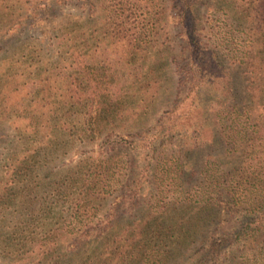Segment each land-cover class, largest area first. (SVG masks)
I'll return each mask as SVG.
<instances>
[{
  "label": "trees",
  "instance_id": "obj_1",
  "mask_svg": "<svg viewBox=\"0 0 264 264\" xmlns=\"http://www.w3.org/2000/svg\"><path fill=\"white\" fill-rule=\"evenodd\" d=\"M64 1L0 0L1 40L24 32L27 23L40 14L39 8L54 34L51 62L42 58L40 49L23 61H16L10 51L0 57V119L6 118L14 135L25 141L28 160L35 157L36 142L58 145L65 135L79 142L100 136L104 129L114 127V116L136 109L130 100L143 102L163 88L161 74L150 64L161 48L158 32H153L157 20L136 14L144 0H99L97 8L103 16L97 15L89 25L79 14L48 15L61 10ZM167 1L179 9L176 25L188 42L189 85L183 101L189 99L195 104L192 109L200 113L196 142L179 148L173 162L156 157L162 146L157 138L134 140L128 146L126 141L118 143L134 153L129 170L124 167L131 187L121 200L138 204L140 212L126 221H111L102 241L88 242L94 238L89 236L100 230L86 229L89 240L78 251L65 252L58 247L83 229L58 224L47 237L35 241L30 251L22 252L24 246L18 245L12 254L14 264H264V0H217L220 17L210 33L214 42L225 46L227 60L245 76L249 96L245 107L233 103L230 74L213 48L201 47L194 38L198 30L196 0ZM147 3L151 11L161 7L154 0ZM147 25L150 30H146ZM88 41L93 45L91 51L86 47ZM160 44L164 48L159 51L167 52L165 42ZM158 60L165 61L164 57ZM26 62L34 65L27 76L29 81L22 84L27 74L16 66ZM24 86H29L25 97L11 102L12 93ZM204 144L212 150L194 174L208 184L200 182L197 195L192 197L184 190L174 201L162 197L159 187L163 188V181L155 173L170 172L172 185L181 188L180 175L194 170L189 156L196 155ZM5 158L12 175L25 162L15 151ZM95 161L85 165L89 173L83 187L88 199L101 194L99 200L105 201L115 190L111 182L118 186L122 181V173L115 178L114 170L122 169L110 159L101 162V167ZM16 179L12 176L11 183L0 186V201L15 191ZM155 184L156 193H152L150 188ZM209 192L213 196H206ZM219 198L226 200L225 206L229 204L226 210L232 218L220 222L214 233L196 227L191 254L178 258L176 254L182 255L193 241H188V234L187 238L179 236L178 225L168 214L182 203L194 209L197 224L204 225L220 212L221 207L213 203ZM72 214L74 217L75 212ZM62 219L60 215L58 221Z\"/></svg>",
  "mask_w": 264,
  "mask_h": 264
},
{
  "label": "rangeland",
  "instance_id": "obj_2",
  "mask_svg": "<svg viewBox=\"0 0 264 264\" xmlns=\"http://www.w3.org/2000/svg\"><path fill=\"white\" fill-rule=\"evenodd\" d=\"M154 1L156 5L161 7L151 11L147 3L148 0H144L140 2V8L136 14L146 20H157L153 32H158L161 48H157L158 51H155L153 61L150 64L161 74L163 88L158 91L156 96L143 102L130 100V105L136 109L133 112L114 116L112 123L114 127L110 130L109 128L104 129L103 133L96 138L79 142L75 138L65 135L60 138L62 144L58 145L36 142L37 149H35V157L32 160L25 159L27 154L25 141L14 135L6 118L0 119V186L4 187L5 184L11 183L12 176L17 178L14 185L15 191L6 193L4 199L0 201V264H14L12 254L18 245L24 246L21 249L22 252L30 251L31 247L35 245V241L47 237L50 230L58 224H65L74 229H83L58 247L65 252L68 250L78 251L85 247V242L89 240V237L94 238L88 242L104 240L107 227L111 221H115L116 218L126 221V219L136 216L140 212L138 204H127L121 200L123 196L129 194L128 190L131 187L130 181H127L129 179L127 170H129V162L134 159V153L128 148L120 147L118 143L123 144L126 141V146H128V143L134 140L143 139V141L149 142L157 138V144H162V146L157 149L156 157L173 162V157H176L179 148L193 145L196 142V129L200 113L192 109L195 104H192L189 99L183 101L189 85L186 73L189 68V59L187 58L189 49L187 48L186 36L180 32L176 25L179 9L175 7L174 3H168L167 0ZM195 2L198 30L196 31L197 34H194V38H197L201 47L203 44L213 48L219 62L230 74L234 89L235 100L233 103L238 104L239 107H245L249 104L245 76L237 65L227 60L225 46L219 41L214 42V37L210 34L215 29L220 17V13L216 12L217 0H196ZM98 5H100L99 0H65L61 4L63 7L61 10L50 11L48 15L79 14L89 25L94 18L103 16V13L97 8ZM150 11L151 15L149 16ZM38 14L36 18L27 23L24 32L6 40L0 38V57L6 51H10L16 61H23L30 52H36L37 49H40L39 54L42 55L43 59L48 62L53 60L55 54L54 34L50 26L47 25V18L40 8ZM146 30H150L149 25L146 26ZM102 31L101 29L100 32ZM160 41H164L166 46L165 51L167 52L163 54L161 51L164 47L161 46ZM30 47L32 48L30 49ZM86 47L88 51H91L92 42H86ZM206 52H202L199 57L202 58ZM160 57H164L165 61L160 63L158 60ZM29 63L16 66L18 71H25L27 74L22 79V84L29 81L27 76L34 65L28 66ZM160 68H162L161 71ZM28 88L29 86L20 87L17 92L12 93L13 96L10 97V101L18 102L19 98H24ZM176 104L177 106L174 108ZM10 112L13 115L11 109ZM78 114L81 116L83 113L78 112ZM203 138L207 137L204 135ZM211 150L210 145L204 144L198 149L196 155L189 156L188 161L194 165V170L184 171L180 175V187L183 189L172 185L170 172L155 173L163 181V188L159 187L161 196L174 201L172 199L181 195L183 190L187 191V195L191 197L197 195L199 183L208 184V181H204L197 175V170L203 163L205 155L209 154ZM13 151L22 160L25 159L24 164L16 171V175L8 173L5 158L9 152ZM94 159L99 167L103 166L101 162L110 159L111 162L115 163V167L118 165L122 169L121 172L117 169L114 170L115 178L119 177L118 173H122V181L118 186L111 182V187L115 190L105 201L99 200L101 194L99 197L88 199L83 187L87 173H89L85 165L87 167L92 165ZM124 167L127 170H124ZM195 170L197 174H194ZM106 183H108L107 180ZM158 184L151 185L150 191L152 193H156ZM204 189L207 190L206 185H204ZM94 191L97 192L96 186ZM209 195L213 196L210 192L206 194V196ZM225 201V199L221 200L220 198L216 202L213 200L217 208L221 207L220 212L204 225L201 222L197 224L195 210L185 207V204L182 203L181 205L178 204L177 210H172L168 214L171 220L178 225L179 236L187 238L188 234V241H193L182 255L176 254L178 258L191 254L196 245L194 238L197 240L196 227L201 228L202 226L201 230L204 232L214 233L220 222L232 218L229 214L230 211L226 210L229 204L225 206ZM4 202L7 203L5 206L2 205ZM73 212H75L74 217ZM60 215L63 219L58 221ZM181 217L186 220L183 221ZM181 221H183L182 225L179 226ZM94 227L100 232L90 236L87 232L84 233L86 229ZM185 231L186 235L183 234ZM20 264L31 263L22 262Z\"/></svg>",
  "mask_w": 264,
  "mask_h": 264
}]
</instances>
